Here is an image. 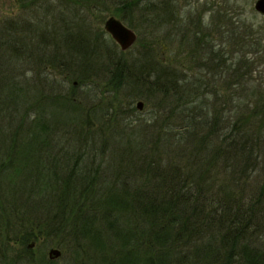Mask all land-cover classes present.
Wrapping results in <instances>:
<instances>
[{
    "label": "trees",
    "instance_id": "obj_1",
    "mask_svg": "<svg viewBox=\"0 0 264 264\" xmlns=\"http://www.w3.org/2000/svg\"><path fill=\"white\" fill-rule=\"evenodd\" d=\"M57 1L0 18V264H59L49 247L67 264H264V24L216 0L217 43L181 0H117L145 37L129 62ZM168 29L178 51L162 61ZM96 79L115 94L83 91L86 107L74 92Z\"/></svg>",
    "mask_w": 264,
    "mask_h": 264
},
{
    "label": "rangeland",
    "instance_id": "obj_2",
    "mask_svg": "<svg viewBox=\"0 0 264 264\" xmlns=\"http://www.w3.org/2000/svg\"><path fill=\"white\" fill-rule=\"evenodd\" d=\"M72 1V6H69L70 9H68L66 12L67 14V20H71L73 22H78L79 20H83L85 23H89L90 27L92 28V30H98V31H104V22L105 20L112 16V11L114 9V5H115V1L117 0H89V1H83V0H71ZM77 1H81L82 4L78 5L76 4ZM206 1H208V3H205ZM216 0H181L179 5H181L180 9H182V11H184V13H187L189 11V9L192 10L191 14H190V19L192 20H198V17L201 16L202 21L204 22V28L206 29V31H208L210 34L212 32V38H213V42H217L220 43L222 38H224L223 36L221 37V30L215 26V23L217 22V19L215 18L214 12L213 10H211L209 8L211 3H214ZM256 0H239L240 3H238V5H242V7L244 8L243 12H242V18L250 21L251 23H254V27L257 28L259 27V25L264 24V17L262 15H260L259 13H257L254 9V3ZM84 2V3H83ZM60 4L59 1L57 0H53V1H43L42 3L38 4L41 6H37L31 9H25V8H20V2L19 0H0V18H4L5 16H26L28 15L29 17H35L36 20H41V19H45L43 18V14L46 13H58L59 11L61 12V9H58V5ZM191 4V5H190ZM83 5H87V8H85ZM190 5V7L188 6ZM232 5V4H231ZM187 6V7H186ZM89 7V8H88ZM236 10L239 11L238 7L239 6H235ZM237 11V12H238ZM242 11V9H241ZM236 12V13H237ZM77 15V16H75ZM138 17L135 19L136 24H138L139 28H141L142 32H145V27H143V25L138 22ZM212 19H214V24H210L212 22ZM46 20H49V22L51 23V21L53 20V18H49L47 17ZM136 30V31H135ZM134 31L137 32L138 34V39L142 40L145 38L143 34H139V31L137 29H135ZM223 30V29H222ZM169 29L165 32L161 31V32H157L155 35H153L155 37V39H159L161 41V43L157 44V48H155L154 50V54L155 57L158 58L159 60L165 59V60H169L172 59L173 57H175L178 48L176 45L172 44L171 47L168 46V42L170 40L173 41L171 35L168 34ZM92 33V32H91ZM164 34V35H163ZM164 37V38H163ZM105 38L106 39H110V36L105 32ZM163 39L166 43L163 44ZM138 40V41H139ZM226 40V39H225ZM229 43L227 42V40L225 41V48L228 50H231V48L229 47ZM141 47L139 45V42L135 43V46L132 47L131 49H129L126 52L123 59H127L129 62L135 61V59H137L139 57V54H141ZM143 52V50H142ZM231 58V54H229L227 56V59ZM263 67H261L260 69H262ZM254 77L257 78L258 81L262 80L261 78H264V75L260 74L259 72H255L254 73ZM59 80H62V77H59ZM97 81L99 80H94V84L90 85L89 87H77L75 92H74V96L75 98H77L78 100H82L83 104L88 107L89 105H92L91 103L93 102V100L91 101V103H87V100L84 99V95H83V91H88L89 89H93L96 90V92L99 94V98H101L102 96H105L107 98H111L114 96V90H112L111 88H106L104 86V82L101 80L100 82L97 83ZM64 88V86H63ZM62 88V89H63ZM65 90H69V86L68 84H65ZM63 89V91H64ZM123 92L119 91L118 92V97L120 100H123L124 94H122ZM140 101V100H138ZM137 101V102H138ZM142 101V100H141ZM99 103L98 98L94 99V104L95 103ZM136 102V103H137ZM144 103V102H143ZM145 107V104H144ZM144 109V108H143ZM142 109V110H143ZM141 110V111H142ZM238 110V109H237ZM150 108L147 107L141 114L142 117H147L149 114ZM53 112L57 113V116H62V117H70L72 114L70 113V111L68 109L65 108H59V109H55ZM233 111L230 113V115H233ZM228 114V112H227ZM263 164H261L262 166ZM256 175H260L261 177L264 178V165L263 167L258 168L255 171V176ZM52 247H49L48 249H46V255L48 256V252ZM54 248V247H53ZM67 260L68 257L67 256H60L58 259H56V262H58L59 264H67Z\"/></svg>",
    "mask_w": 264,
    "mask_h": 264
},
{
    "label": "water",
    "instance_id": "obj_3",
    "mask_svg": "<svg viewBox=\"0 0 264 264\" xmlns=\"http://www.w3.org/2000/svg\"><path fill=\"white\" fill-rule=\"evenodd\" d=\"M254 9L257 13L264 17V0H256L254 3ZM105 32L113 39L118 45L121 51H127L137 41V33L127 26L121 19L110 16L104 22ZM76 84V83H75ZM137 109L141 111L144 108L143 101L136 103ZM62 252L58 248H51L48 252V258L50 260H56L61 256Z\"/></svg>",
    "mask_w": 264,
    "mask_h": 264
},
{
    "label": "flooded vegetation",
    "instance_id": "obj_4",
    "mask_svg": "<svg viewBox=\"0 0 264 264\" xmlns=\"http://www.w3.org/2000/svg\"><path fill=\"white\" fill-rule=\"evenodd\" d=\"M203 25H204V22H203ZM171 37H173V36H171ZM164 61H165V59H163Z\"/></svg>",
    "mask_w": 264,
    "mask_h": 264
}]
</instances>
